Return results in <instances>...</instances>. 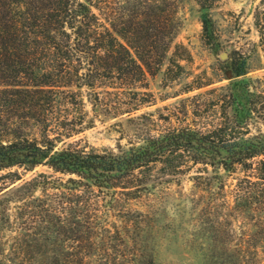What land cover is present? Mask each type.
Here are the masks:
<instances>
[{
  "label": "trees",
  "instance_id": "trees-1",
  "mask_svg": "<svg viewBox=\"0 0 264 264\" xmlns=\"http://www.w3.org/2000/svg\"><path fill=\"white\" fill-rule=\"evenodd\" d=\"M195 1L202 40L212 47L214 0ZM102 3L112 4L0 0V264H124L127 257L116 248L121 244L113 243L121 238L111 220L119 216L122 200L145 189L156 163L168 173L185 159L227 174L239 170L244 176L237 205L264 210V133L248 135L254 103L243 78L245 57L222 62L227 106L211 129L167 130L116 151L78 140L57 147L88 125L81 88L93 94V107L99 90L140 93L147 88V74L161 70L180 28L166 0H120L105 23L93 10ZM252 19L262 44L264 0L253 6ZM178 59L169 57L164 78L175 67L184 72ZM31 126L39 136L28 134ZM37 166L50 172L28 179L18 172ZM245 243L233 263L262 264L258 251Z\"/></svg>",
  "mask_w": 264,
  "mask_h": 264
},
{
  "label": "rangeland",
  "instance_id": "rangeland-1",
  "mask_svg": "<svg viewBox=\"0 0 264 264\" xmlns=\"http://www.w3.org/2000/svg\"><path fill=\"white\" fill-rule=\"evenodd\" d=\"M166 1L180 20V28L161 70L152 76L147 74V88L140 89V93L99 90L95 107L91 91L81 88L88 125L71 138L57 142V147L78 140L98 150L116 151L119 146L125 149L167 130L213 128L222 121L227 106L224 87L228 80L223 77L222 62L233 56L247 60L243 78L249 81L254 103L247 118L248 135L264 133V43L259 42L252 19L258 0H214L210 13L217 39L212 47L202 40L201 11L196 1ZM111 2L93 8L103 23L120 0ZM170 56L179 58L184 72L175 67L164 78ZM130 106L135 109H128ZM27 131L30 136H39L34 126ZM18 172L28 179L50 171L46 166H37ZM168 172L159 163L152 165L145 189L134 193L133 199L122 200L119 216L111 220L118 229L117 239L121 238L113 243H120L116 248L127 257L124 264H150L151 260L152 264H234V255L245 240V244L249 242L247 249L257 250L264 264V210L237 205L243 172L214 171L210 165L189 159L175 172Z\"/></svg>",
  "mask_w": 264,
  "mask_h": 264
},
{
  "label": "water",
  "instance_id": "water-1",
  "mask_svg": "<svg viewBox=\"0 0 264 264\" xmlns=\"http://www.w3.org/2000/svg\"><path fill=\"white\" fill-rule=\"evenodd\" d=\"M221 57H223V58H224V57H226V54H225V53H223V54L221 55Z\"/></svg>",
  "mask_w": 264,
  "mask_h": 264
}]
</instances>
